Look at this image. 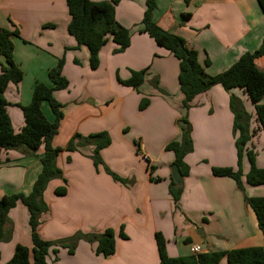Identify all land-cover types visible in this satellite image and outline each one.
I'll return each mask as SVG.
<instances>
[{
    "label": "crops",
    "instance_id": "0c3cea01",
    "mask_svg": "<svg viewBox=\"0 0 264 264\" xmlns=\"http://www.w3.org/2000/svg\"><path fill=\"white\" fill-rule=\"evenodd\" d=\"M145 1L119 0L114 16L129 30V46L114 53L117 46L108 41L99 51L98 67L92 70L87 49L77 48L67 32L70 17L65 0H0V29L17 33L12 39L13 57L23 73L22 80L9 83L4 93L13 131L18 133L24 125L20 106L30 102L34 84L48 85V70L64 57L62 76L68 87L53 93L64 106L53 146L64 148L74 134L106 132L111 140L100 152L103 165L97 169L89 158L91 147L58 154L56 166L66 182V192L55 195L63 186L61 179L48 183L43 193L48 211L37 232L44 241H56L77 232L112 229L114 254L97 255L96 243L81 240L73 254L66 248L50 249L47 264H159L157 233L170 258L193 254L194 245L200 247V253L264 249L254 213L244 201V197H264V184L250 186L245 180L250 169L247 152L253 155L255 166L264 169V134L255 120L254 107L243 90L226 92L215 85L196 95L188 110L183 109L178 61L139 32ZM152 20L196 51L208 76L224 72L264 40V15L257 0H156ZM255 64L264 72V58H257ZM131 71L145 72L138 90L120 83L129 79ZM230 96L239 99L250 115L252 135L240 166L243 192L231 178L211 173L212 168L238 169ZM141 99L149 101L143 110L138 109ZM41 110L52 121L46 104ZM183 119L190 126L192 152L184 157L188 172L174 207L168 192L174 155L164 148L180 140ZM42 154L43 147L28 157L16 151L0 154V198L31 192ZM104 168L125 184L114 181ZM8 217L12 233L8 242L0 243V264L11 259L17 244L31 248L26 208L17 204ZM121 228L125 240L119 237ZM218 264H227L225 258Z\"/></svg>",
    "mask_w": 264,
    "mask_h": 264
},
{
    "label": "trees",
    "instance_id": "16d2710c",
    "mask_svg": "<svg viewBox=\"0 0 264 264\" xmlns=\"http://www.w3.org/2000/svg\"><path fill=\"white\" fill-rule=\"evenodd\" d=\"M65 1L70 17L67 32L76 41L77 48L82 46L87 49L90 69L95 70L98 67L99 51L108 41L111 40L117 46L114 53H122L129 46L130 32L119 25L114 16V9L119 0ZM188 1L185 0V2ZM257 2L264 15V0H257ZM155 3L156 0L145 1L139 32L148 35L159 47L168 51L178 61L177 80L179 91L182 94L183 109L188 110L196 95L208 91L215 85H220L226 92L236 88L241 89L252 103L255 120L264 134V104L261 103L264 97V72L255 64L257 58H264V40L255 51L242 54L224 72L208 76L198 61L196 51L188 48L182 38L168 33L153 22L152 11L155 8ZM17 36L15 31L0 29V154L6 151H16L28 157L33 156L40 147H43V154L40 158L41 170L33 183L31 192L27 195L16 193L0 198V243H6L11 238L12 227L8 213L17 204H22L28 212L31 240V248L17 244L11 259L5 264H47L46 259L50 249L54 247L66 248L69 254H73L76 244L81 240L87 243H96L95 253L105 258L109 257L115 252V235L112 229H105L101 233L77 232L71 237L56 241H44L38 235L37 228L41 224V217L48 211V207L43 201V193L48 183L54 179H61L63 186L55 190V195L63 196L66 192V182L62 177L61 170L56 166L58 154L62 151L79 152L85 147H91L89 158L97 169L103 165L100 152L110 145L111 140L106 132L88 136L74 134L64 148L53 146V139L57 135L60 121L63 119L64 107L54 98L53 93L68 87V81L62 76L64 57L58 59L56 66L48 70V85L41 82L34 84L30 102L25 106H20L24 125L18 133L13 131L6 111L9 104L4 93L9 83L18 84L23 77V73L13 57L12 39ZM74 63L79 65L77 59L74 60ZM205 65H207V61ZM144 75V71H131L129 79L120 81V83L138 90L143 83ZM43 104H46L50 109L53 116L52 121H48L43 114L41 110ZM148 104V99H141L138 109L143 110ZM229 108L233 115L232 131L235 136L238 169L233 171L231 168H212L211 173L216 177L231 178L237 188L243 192L240 166L245 146L252 135L250 115L246 113L240 100L236 97H229ZM182 122L185 123V126L180 128L182 132L180 140L169 142L164 149L173 153V165L178 168L183 178L188 172L184 164V157L192 152V139L188 122L186 119H183ZM247 157L250 169L245 175L246 183L250 186L264 184V169L255 166L251 152H247ZM104 169L114 181L125 184L123 179L106 168ZM168 192L174 207H177L182 187H177L170 178ZM244 201L254 213L264 241V197H244ZM119 237L124 240L127 238L122 228L119 231ZM155 241L159 264H218L222 258H225L227 264H264V249L261 247L170 258L166 253L165 242L159 233L155 234ZM53 253H56V250H53Z\"/></svg>",
    "mask_w": 264,
    "mask_h": 264
},
{
    "label": "water",
    "instance_id": "95a60500",
    "mask_svg": "<svg viewBox=\"0 0 264 264\" xmlns=\"http://www.w3.org/2000/svg\"><path fill=\"white\" fill-rule=\"evenodd\" d=\"M180 127H184L185 123L184 122H179ZM170 173H171V178L174 181L175 185L177 187H180L182 185V177L179 173L178 168L175 165H172L170 168Z\"/></svg>",
    "mask_w": 264,
    "mask_h": 264
},
{
    "label": "built area",
    "instance_id": "2783aa9c",
    "mask_svg": "<svg viewBox=\"0 0 264 264\" xmlns=\"http://www.w3.org/2000/svg\"><path fill=\"white\" fill-rule=\"evenodd\" d=\"M191 252H192L193 254H199V253L201 252V249H200L199 246L194 245V246H192V248H191Z\"/></svg>",
    "mask_w": 264,
    "mask_h": 264
}]
</instances>
